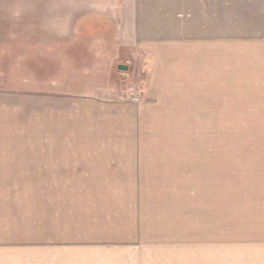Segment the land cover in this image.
Wrapping results in <instances>:
<instances>
[{
    "label": "rangeland",
    "instance_id": "1",
    "mask_svg": "<svg viewBox=\"0 0 264 264\" xmlns=\"http://www.w3.org/2000/svg\"><path fill=\"white\" fill-rule=\"evenodd\" d=\"M139 16L0 21V264H264V0Z\"/></svg>",
    "mask_w": 264,
    "mask_h": 264
},
{
    "label": "crops",
    "instance_id": "2",
    "mask_svg": "<svg viewBox=\"0 0 264 264\" xmlns=\"http://www.w3.org/2000/svg\"><path fill=\"white\" fill-rule=\"evenodd\" d=\"M161 5L162 0H0V21L140 20L141 13L154 14Z\"/></svg>",
    "mask_w": 264,
    "mask_h": 264
},
{
    "label": "water",
    "instance_id": "3",
    "mask_svg": "<svg viewBox=\"0 0 264 264\" xmlns=\"http://www.w3.org/2000/svg\"><path fill=\"white\" fill-rule=\"evenodd\" d=\"M129 66H127V65H118V70H120V71H124V72H127V71H129Z\"/></svg>",
    "mask_w": 264,
    "mask_h": 264
}]
</instances>
